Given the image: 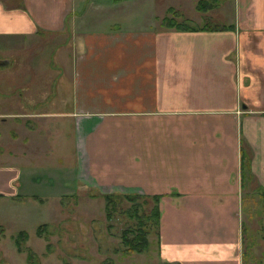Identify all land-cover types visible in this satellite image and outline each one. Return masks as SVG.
Instances as JSON below:
<instances>
[{"label": "crops", "instance_id": "crops-1", "mask_svg": "<svg viewBox=\"0 0 264 264\" xmlns=\"http://www.w3.org/2000/svg\"><path fill=\"white\" fill-rule=\"evenodd\" d=\"M173 3L0 0V59L11 60L0 88L10 47L28 45L29 76L37 43L52 41L47 65L61 68L39 96L32 83L0 94V203H41L72 183L156 194L161 260L244 264L242 200L264 188V0L196 1L223 14L200 26Z\"/></svg>", "mask_w": 264, "mask_h": 264}, {"label": "rangeland", "instance_id": "rangeland-1", "mask_svg": "<svg viewBox=\"0 0 264 264\" xmlns=\"http://www.w3.org/2000/svg\"><path fill=\"white\" fill-rule=\"evenodd\" d=\"M196 1L198 3L199 0H182V5L173 4L176 9L180 8L182 13L178 14H181V17L187 16L185 18L194 26L212 25L215 20L210 19L209 15L218 17L217 13L220 14V11L212 9L203 14L193 6ZM233 1L206 0L207 4L225 2L227 5ZM227 7L224 14L230 18L233 5ZM37 44L38 49L35 51L38 54L34 61L39 71L33 74L31 72L29 76L28 56L31 58L32 56L28 51V45L9 48L8 54L14 60L13 66H7L4 71L8 72L12 83L11 88L8 86L0 88V94L20 93L28 89L25 85L28 87L32 83L34 88L31 92L39 96L41 84L49 81L53 75L49 67L61 72L55 56H52L50 66L47 65L48 54L54 47L52 41L43 39ZM0 62H3L0 65H4L9 64L11 60L7 62L6 59H0ZM31 77L35 78L31 80ZM63 83L67 91L68 78L65 76ZM26 107L28 108V105ZM49 180L55 183L54 178ZM72 184L69 186L76 190L73 194L59 197L51 195L41 203V200H34V197L27 200L26 205H20V202L24 201L18 199L16 207L0 203V264H175L159 258L156 243H151L149 249L142 252L124 250L121 231L136 219L128 215V211H131V201L123 197L115 199L108 213L107 199L100 192L89 186H82L77 190L75 183ZM22 199L26 200L28 197ZM145 200L146 202L139 200L142 204L138 207L140 212L141 209L147 211L154 201L152 197H145ZM263 206L264 200L257 194L252 198L248 197L246 201L242 200L244 264H264ZM21 231L23 233L19 234ZM154 235H151L152 240Z\"/></svg>", "mask_w": 264, "mask_h": 264}, {"label": "trees", "instance_id": "trees-1", "mask_svg": "<svg viewBox=\"0 0 264 264\" xmlns=\"http://www.w3.org/2000/svg\"><path fill=\"white\" fill-rule=\"evenodd\" d=\"M206 0H199L197 3V7L199 9L201 8H207L206 6ZM175 10L173 9L172 12ZM177 11L173 14H176ZM163 23L171 26H175L178 28H186L191 27L190 24L184 20V18H181L180 20L176 19L174 16H165L163 17ZM247 149V148H246ZM242 151V168L248 167V161H247V150ZM246 157V159H245ZM247 166V167H246ZM259 195L264 200V188H260ZM102 196L107 199V207H108V213L110 208L112 207V204L115 203V199L118 200V198H125L128 201H131V211H128V215L131 217H136V219H133V223L128 224L126 227H124L121 231L120 237L121 241L124 245V250L127 252H142L147 249H149L152 238L151 235L158 233V224H159V207H158V200L157 195L153 196H142L137 193L132 192H126V193H102ZM145 197H152L154 199L153 204L151 203V207L146 210H140L138 209L139 206L142 204L140 203V199L146 202ZM246 201V200H244ZM262 205V204H261ZM264 207V206H263ZM135 222V223H134ZM43 225V223H42ZM23 233V231L19 232V234ZM18 242V241H17ZM244 245V243H243Z\"/></svg>", "mask_w": 264, "mask_h": 264}, {"label": "water", "instance_id": "water-1", "mask_svg": "<svg viewBox=\"0 0 264 264\" xmlns=\"http://www.w3.org/2000/svg\"><path fill=\"white\" fill-rule=\"evenodd\" d=\"M0 63H2V64H3V62H0Z\"/></svg>", "mask_w": 264, "mask_h": 264}]
</instances>
